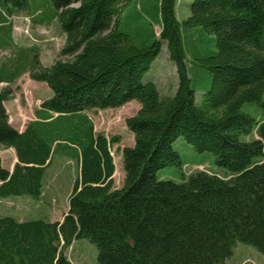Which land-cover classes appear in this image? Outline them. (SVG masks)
<instances>
[{"label": "trees", "instance_id": "16d2710c", "mask_svg": "<svg viewBox=\"0 0 264 264\" xmlns=\"http://www.w3.org/2000/svg\"><path fill=\"white\" fill-rule=\"evenodd\" d=\"M129 1L52 0L65 40L52 64L30 69L52 94L24 131L8 121L11 87L0 89V147L18 159L11 171L0 160V198H38L56 151L77 161L61 221L0 216V264H72L64 249L78 238L95 245L98 264H222L237 242L264 255V118L241 110L247 102L264 108V0H191L181 21L177 0H153L159 32L147 21V36L137 39L119 28ZM28 5L0 0L9 14ZM199 33L213 34V52L196 46ZM163 41L177 75L172 96L142 80ZM193 69L211 74L200 105ZM131 100L139 108L124 124L133 144L121 151L124 180L113 188L118 139L95 131L88 112ZM178 137L211 152L230 176L196 171L181 182L158 179L163 167L182 169Z\"/></svg>", "mask_w": 264, "mask_h": 264}, {"label": "rangeland", "instance_id": "374dc122", "mask_svg": "<svg viewBox=\"0 0 264 264\" xmlns=\"http://www.w3.org/2000/svg\"><path fill=\"white\" fill-rule=\"evenodd\" d=\"M190 3L191 0H177L176 13L180 21L189 15ZM28 4L33 6L43 5L45 18H54L55 16L52 0H28ZM153 11H156L153 0L129 1L124 6L119 20L120 30L129 33L135 39L140 34L147 36V28L145 27L147 25L146 22L149 21L158 34L159 27L154 22ZM52 22L57 24L59 31L63 33L57 19L55 18ZM18 23L23 25L21 20H18ZM21 25L20 30L28 34L30 30L29 25L26 24L23 27ZM60 32H57L55 35L58 36ZM205 35L207 36L201 38L199 33L200 39L196 41V46L199 45L201 50H204V54H207L215 50V38L213 34L206 33ZM2 40V37H0V42ZM52 42L54 44L52 51L55 53L59 43L57 40L56 42L55 40ZM52 58L53 56L48 60ZM189 76L190 84L195 90L196 104L200 105L204 92L210 86L211 74L204 70L201 75L198 71L194 72L193 69L190 70ZM27 79L25 78L21 85L18 82V88L13 86L11 97L5 101L10 115L21 121L31 117L32 112H34L32 109L40 104V99L48 98L52 94L49 88L45 90V83L42 84L40 81L36 83L35 80L32 83L31 79L30 82ZM142 80L144 82H154L160 96H172L174 94L177 86V75L175 65L169 59L167 43L165 41L162 42L158 57L152 62L150 69L145 73ZM26 83L28 84L29 91L23 89ZM1 87L3 86L0 85ZM16 89H20V91L16 92ZM138 108L139 104L135 100H131L118 108L88 112V115L93 120L95 131L103 132L108 138L116 137L118 139V142L111 146V153L113 154L115 164V170L112 175L113 188L120 187L124 180L121 151L124 147H130L133 144V134L126 128L124 120L135 114ZM241 110L251 114L257 121H261L264 118V108L254 102L244 103ZM241 138L249 140L252 138V135L241 136ZM173 148L180 155L182 169L179 170L175 166L163 167L156 172L158 179L181 182L183 178L186 179L189 174L196 171H205L221 178L230 176L227 169L215 163L214 155L211 152L196 151L182 137H178L173 142ZM11 150V147H0V159L3 162L2 167L5 169L11 168L14 161V155ZM76 175L77 161L65 157L61 151H56L52 156L50 165L45 169L41 195L38 198L27 194L10 195L0 198V216H10L18 221H61L62 216L67 212L68 195ZM236 244L237 249L233 250V255L229 258L228 264H264V255L256 248L241 242H237ZM64 252L72 264H98L97 249L87 239L78 238L73 240L70 246L64 249Z\"/></svg>", "mask_w": 264, "mask_h": 264}, {"label": "crops", "instance_id": "0c3cea01", "mask_svg": "<svg viewBox=\"0 0 264 264\" xmlns=\"http://www.w3.org/2000/svg\"><path fill=\"white\" fill-rule=\"evenodd\" d=\"M9 11H11L10 14L0 9V37L3 39L0 42V69L4 71L1 73L3 77L0 80V85L3 87L10 86L13 89V86L17 87L18 82L21 85L25 78H28L27 80L30 82L29 72L36 64L49 66L53 63L64 44L65 36L59 31L58 25L52 22V20H55V16L54 18H45L43 5H28L22 11L10 9L9 7ZM18 20H21L23 25L18 23ZM26 24L29 25L30 29L28 34L20 30V25L23 27ZM57 32H60L58 36L55 35ZM53 40L55 42L57 40L59 43L58 47L56 45L55 53L52 51L54 47ZM51 56L53 58L48 60ZM31 81L33 83L34 80L31 79ZM36 83L39 82L36 81ZM41 83L43 84L44 82ZM25 85L23 89L29 91L28 84L26 83ZM45 85V90H48L46 83ZM17 91H20V89H16ZM42 100L40 99V102ZM4 105L7 110L9 124L19 132L24 131L30 121L37 119L34 112L27 120L16 119L10 115L6 102H4ZM39 107L40 104L33 107L32 110L39 109ZM9 116L11 117L10 119ZM11 151L14 155V161L11 168L7 169L9 171L18 162L14 149L12 148ZM1 164H3L2 160ZM234 249H237V244ZM228 260L222 264H228Z\"/></svg>", "mask_w": 264, "mask_h": 264}]
</instances>
